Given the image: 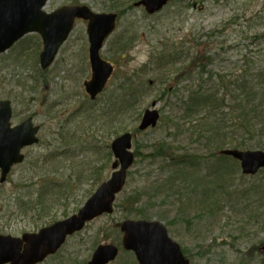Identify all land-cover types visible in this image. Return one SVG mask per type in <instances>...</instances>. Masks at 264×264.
Returning a JSON list of instances; mask_svg holds the SVG:
<instances>
[{"label": "rangeland", "instance_id": "obj_1", "mask_svg": "<svg viewBox=\"0 0 264 264\" xmlns=\"http://www.w3.org/2000/svg\"><path fill=\"white\" fill-rule=\"evenodd\" d=\"M134 1L49 0L45 6L47 12L73 3L89 5L98 12L123 11L102 55L116 65L120 77L133 76L138 87V100L126 108L124 116L117 110H103L111 89L123 78L111 80L95 102L86 94L84 81L90 78L91 68L85 21H77L55 63L45 73L38 66L42 50L38 33L26 35L15 49L0 56V99L12 100V123L33 116L41 127L39 143L23 150L25 161L0 183V234L21 236L76 212L111 176L114 160L113 155L109 160L107 156L112 142L122 133L132 132L137 133L134 151L139 148L141 155L129 171L114 212L88 223L84 230L69 237L56 255L39 264H87L99 244L121 247L120 224L127 218L139 219L136 211L123 205L131 195L138 196L141 212L149 220L167 226L170 236L187 249L192 264H263L264 251L251 247L264 245V169L243 176L239 162L232 157L223 160L232 193L221 191L218 201L210 199L212 210L205 211L198 203L206 193L213 194L214 186L206 181L202 185L191 183L192 188L180 193L154 196L148 185L161 175V158L148 155L164 142L183 154L205 157L213 149L219 153L223 144L224 148H232L242 139L244 131L231 121L241 104L245 105L241 87H231L226 107L210 110L205 102L187 110L184 102L201 90L214 100L224 97L220 94L226 89L224 85L237 75L240 82L244 78L254 85L248 90L253 94L246 99L251 106L264 97V0H171L154 15L135 7ZM122 42L131 45L124 58L115 53ZM163 68L171 73L165 83L159 79ZM169 85L173 90L160 100ZM154 100L161 113L158 126L137 131ZM263 107L259 105L254 111V135L249 141L252 150H264ZM210 121L216 126L232 127V134L224 138L222 145L212 127L206 131L208 138L195 139L197 125ZM121 127L127 129L122 131ZM81 135L86 136L83 141L71 143L72 137ZM199 170L203 174L211 171L207 166ZM43 188L51 194L43 201L44 215L39 216V209L31 208L36 209L34 199L36 194L44 195ZM120 249L110 264H138L132 252Z\"/></svg>", "mask_w": 264, "mask_h": 264}, {"label": "water", "instance_id": "obj_2", "mask_svg": "<svg viewBox=\"0 0 264 264\" xmlns=\"http://www.w3.org/2000/svg\"><path fill=\"white\" fill-rule=\"evenodd\" d=\"M48 0H0V54L9 49L22 36L31 31L39 32L44 40L40 62L45 69L73 29L76 18L88 20L90 62L92 77L85 82L86 91L95 99L105 88L114 67L102 59L100 49L105 39L116 27V13H96L87 5H66L51 13L42 8ZM168 0H141L150 13L160 10ZM156 102H153V106ZM160 114L157 109H147L140 129L155 127ZM10 100L0 99V168L1 181H5L12 166L24 160L22 149L39 141V126L29 117L21 124L12 126ZM132 134L125 133L112 143V151L118 161L114 167L121 169L102 183L86 201L78 213L42 228L37 233H26L23 238L0 234V264H38L56 253L69 235L84 228L88 221L104 212L113 211L116 195L123 189L127 170L134 162L131 152ZM223 154L241 161L244 173H256L264 167V151L225 149ZM123 245L135 252L139 264H191L178 242L173 240L167 228L158 221L126 220L122 223ZM25 242L24 249L23 243ZM114 244L100 245L88 264H108L118 255Z\"/></svg>", "mask_w": 264, "mask_h": 264}, {"label": "trees", "instance_id": "obj_3", "mask_svg": "<svg viewBox=\"0 0 264 264\" xmlns=\"http://www.w3.org/2000/svg\"><path fill=\"white\" fill-rule=\"evenodd\" d=\"M131 1V0H130ZM122 13L123 11L120 10ZM119 45L115 53H117V56L119 54L120 57L124 58V55L126 54V50L131 46L130 44H123L119 43ZM119 73L117 72L115 77L113 78V82L116 81V79L119 76L120 78H123L120 80V83L118 85H115L112 91L110 92V97L106 98V103L104 104L103 110L106 111L107 109L110 112L116 111L119 112L121 116H124L128 111H126V108L131 105H133L137 102L138 100V87L136 86L135 81L133 82L132 78L133 76L131 75H125L120 77L118 75ZM171 73H169L167 70L163 68L162 74H159V79L165 83ZM31 80V77L29 78ZM115 80V81H114ZM226 89L224 90L223 94L224 97L219 98L218 100L211 99V97L207 96V91L201 90V91H196L192 93L191 95L188 96L187 101L184 102V104L187 105V110L193 109L194 106L201 105L205 103L204 105L209 106L208 108H217L219 106L221 107H226L227 105V100H226V95L231 92V87H241L242 93H244V99L243 102L245 105L239 107L237 112L235 113L234 117L231 119L232 123H234L235 127H241L242 130L244 131L243 137L240 141H235L234 145L232 148H240V149H249L250 148V140L252 139L254 135V124L252 123L253 118L255 117L254 111H256L257 107L259 104L257 103L254 106H251V102L249 100H246L247 97L251 96L253 92H250L249 88H251L254 85H250V83L245 82V79L242 78V81H239V76L237 75L235 79H232L228 84H225ZM223 86V87H224ZM244 86L245 88H242ZM262 86H264V79ZM31 88V86H29ZM171 85H169L166 89H164V92L160 96V99L163 98V95H166L167 93L171 92ZM172 93L170 94V96ZM229 108L231 109L232 106L230 104L228 105ZM238 106V104H235V108ZM211 110V108H210ZM251 114H254L252 117H250ZM259 114V111H258ZM140 114L138 113V117ZM259 116V115H257ZM230 117H232L230 115ZM223 123H227L226 121H223ZM117 127H120L117 125ZM199 128L196 129V140H202L203 138H208L206 131L208 127H212V132L213 135L215 134L216 136H219L221 138L220 143L222 145V141L224 138L229 137L231 132V126L224 125L221 127L220 125L216 126V122L214 121L213 123L210 121L208 124H205L204 122H201L197 125ZM221 127V128H220ZM217 128H220L219 130ZM127 128L121 127L122 131H125ZM203 129V130H202ZM224 129V130H223ZM235 129V128H234ZM223 130V131H222ZM86 138L85 135L81 136H74L71 138V143L72 142H79L83 141ZM224 148V144L222 145ZM187 153V152H186ZM137 156H140V150L139 148L136 151ZM211 155V157H210ZM149 157H153L154 159H157L158 157L161 158L160 161V167H161V175L159 179L156 181L152 182L151 184L148 185L150 189L154 191V196H160L163 193H169L172 192L173 194L180 193L184 189H188V187L192 188L191 183H200L199 185H202L203 183L207 184H213V194L210 195V193H206L200 203L202 205V209L206 210H212V206L210 205V199H217V196L220 195L221 191L223 193H227L228 195H231L230 191V186L226 177L229 175L228 172L225 170V164L223 163V160H225L227 157L224 155H220L219 153H216V151L213 149L212 152H210L209 155L201 156L198 157L195 154H183L181 152H178L176 149H173L172 146L162 143L160 147L157 149V151L151 153L148 155ZM146 157V155H145ZM214 158V159H212ZM107 159H111V153L108 151V156ZM200 166H207L209 169H211L210 172L207 174H203L201 172ZM215 177V178H214ZM214 178V179H213ZM213 179V180H211ZM216 181H219L221 183L217 184ZM155 186V187H154ZM154 187V188H153ZM168 187V188H167ZM167 188V189H166ZM43 191L44 195L42 194H36V198L34 199V206L36 209H39L40 211L44 210L45 203L43 202L46 196H49L50 198V192L47 191V188ZM156 198V197H155ZM216 201H214L215 203ZM140 201L138 196L133 197V195L126 197L123 205L128 209H131L132 211H136L135 214L139 217L142 218H148V215L141 212V207H140ZM128 214L133 215V212H128ZM129 215V216H130ZM187 250V249H186Z\"/></svg>", "mask_w": 264, "mask_h": 264}]
</instances>
